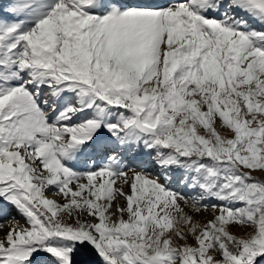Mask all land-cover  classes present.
<instances>
[{
  "label": "snow or ice",
  "instance_id": "6c2138e0",
  "mask_svg": "<svg viewBox=\"0 0 264 264\" xmlns=\"http://www.w3.org/2000/svg\"><path fill=\"white\" fill-rule=\"evenodd\" d=\"M261 176L264 0H0V264H264Z\"/></svg>",
  "mask_w": 264,
  "mask_h": 264
},
{
  "label": "rangeland",
  "instance_id": "374dc122",
  "mask_svg": "<svg viewBox=\"0 0 264 264\" xmlns=\"http://www.w3.org/2000/svg\"><path fill=\"white\" fill-rule=\"evenodd\" d=\"M217 124H219L218 121H217ZM221 134H222V135H228V136L231 135L230 133H225V132H223V130H221ZM254 175L259 176L260 174H259V173H254ZM261 179H264V176H261ZM125 191H127V188L125 189ZM47 195L49 196V198H53L52 195H51V193H48ZM56 199H57V202H58V203H63V200H62V199H59V198H56ZM115 203H116V204H120L121 206L124 205V202H123L122 200H120L119 198H117V200H116ZM113 211H115V204H114V206H113ZM17 218L19 219V217H17ZM124 218L126 219L127 217L125 216ZM211 218H212V216H211V214H210L209 212H204V213H202L201 215L196 216V217H195V220H197V221H199L201 224H203V222H205L206 220H209V219H211ZM0 223H3V222L0 221ZM21 223H23L22 220H21ZM8 228H9V225H7V224H5L3 227H0V237H4V236L6 235V233H7V231H8ZM231 231H232L235 235H237V236H241V235H243V233H244L245 231H248V229L241 230V229L233 228V229H231ZM188 242H189V244H192V243H193V241H192L191 239H189Z\"/></svg>",
  "mask_w": 264,
  "mask_h": 264
}]
</instances>
